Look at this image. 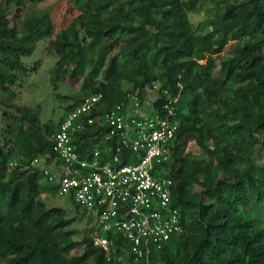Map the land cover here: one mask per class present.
I'll use <instances>...</instances> for the list:
<instances>
[{"label":"trees","instance_id":"1","mask_svg":"<svg viewBox=\"0 0 264 264\" xmlns=\"http://www.w3.org/2000/svg\"><path fill=\"white\" fill-rule=\"evenodd\" d=\"M48 1L52 12L30 11ZM202 1L0 0V93H12L17 74L27 72L22 59L47 39L57 58L53 76L84 78L83 91L102 94L107 109L131 93L143 99L147 86L160 83L178 100L168 177L188 235L153 254L150 264H264V0H213L214 15L199 31L189 15ZM217 58L221 72L214 76ZM12 108L20 114L7 126L12 138L0 139V264H119L94 236L73 240L66 231L73 221L39 200L57 189L25 167L41 155L52 161L56 128L30 108ZM105 133L89 127L75 144L84 154ZM190 139L207 159L186 151ZM13 152L24 163L10 170ZM81 247L80 256L68 258Z\"/></svg>","mask_w":264,"mask_h":264},{"label":"built area","instance_id":"2","mask_svg":"<svg viewBox=\"0 0 264 264\" xmlns=\"http://www.w3.org/2000/svg\"><path fill=\"white\" fill-rule=\"evenodd\" d=\"M145 90L159 96L150 102L131 93L110 109L102 94L86 96L51 136L52 161L47 163L49 156L41 155L25 167L39 171L58 195L71 197L80 209L98 217L94 245L119 264H150L153 254L188 235L179 209L173 207L174 181L168 177L181 124L174 106L178 100L157 82ZM162 96L166 102L160 111L141 112L150 103L154 108ZM129 101L135 106L127 107ZM92 126H101L106 133L81 154L76 136ZM23 163L17 155L9 169Z\"/></svg>","mask_w":264,"mask_h":264},{"label":"rangeland","instance_id":"3","mask_svg":"<svg viewBox=\"0 0 264 264\" xmlns=\"http://www.w3.org/2000/svg\"><path fill=\"white\" fill-rule=\"evenodd\" d=\"M190 1V0H187ZM54 2L48 1L44 5H38L30 8L35 11L52 12ZM215 2L213 0H204L197 4L194 11L189 15L196 30H207V20L214 15ZM9 16L14 23V9L9 10ZM48 39L40 41L35 51L30 57L22 59L23 64L27 68L24 74H17L15 82L11 86V94L0 93V139L8 142L12 138L8 133V125H14L20 114L16 112L12 106L20 108H30L40 117L42 124L51 128H56L63 120L68 109L77 105L83 98L91 94L90 91H83L84 78L73 76H53L51 70L57 62V58L47 52ZM230 48H228L229 51ZM119 50L116 49L115 53ZM228 51L226 53H228ZM94 51H90L89 58L92 59ZM216 68L213 71L214 76H218L221 72V59H216ZM123 89L127 92L133 91L130 84L122 83ZM158 94H148L144 97L152 102L156 100ZM150 99V100H149ZM152 100V101H151ZM135 104L129 101L127 107L132 108ZM129 111V109H128ZM141 112L149 115L154 112V108L150 103L144 107ZM129 113V112H128ZM6 114V116H4ZM186 151L190 153L195 160L207 159V154L197 145L194 139H190L187 143ZM17 157L16 152L12 154ZM260 159V163L263 161ZM45 184L44 180L41 182ZM46 185V184H45ZM48 185V184H47ZM45 187V186H44ZM41 195L39 200L44 204L45 208H57L61 211V219L63 221L72 220L73 223L66 229L71 232V237L75 241H82L86 236H97L98 217L91 212L80 209L71 197H63L56 192L46 191ZM83 253V247L73 250L68 258L80 256ZM92 264V263H91ZM155 264H164L161 259H157Z\"/></svg>","mask_w":264,"mask_h":264},{"label":"crops","instance_id":"4","mask_svg":"<svg viewBox=\"0 0 264 264\" xmlns=\"http://www.w3.org/2000/svg\"><path fill=\"white\" fill-rule=\"evenodd\" d=\"M46 185H47V184H46ZM46 185H45V186H46ZM43 195H45V194H42V196H43Z\"/></svg>","mask_w":264,"mask_h":264}]
</instances>
